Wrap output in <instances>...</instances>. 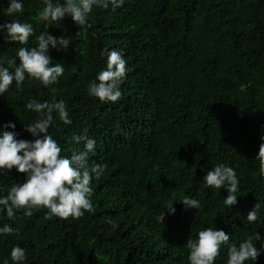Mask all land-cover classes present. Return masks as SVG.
Masks as SVG:
<instances>
[{"label":"trees","instance_id":"obj_1","mask_svg":"<svg viewBox=\"0 0 264 264\" xmlns=\"http://www.w3.org/2000/svg\"><path fill=\"white\" fill-rule=\"evenodd\" d=\"M23 3V13L10 17L8 0H0V23L18 19L35 34L27 45L0 36V58L35 47L41 33L71 43L50 50L65 69L57 84L26 79L0 96V124L13 121L19 138L31 139L24 125L38 114L26 110L28 100L63 99L72 123L55 115L49 129L62 155L83 148L70 138L87 129L97 142L89 164L106 168L91 183L94 211L79 219L48 218L46 209L14 220L0 215V226L19 233L0 237V264L16 245L26 249V264H188L187 240L205 227L224 229L237 244L264 236V178L255 160L264 134V0H127L115 11L94 7L81 27L67 16L42 21L43 0ZM110 50L122 51L129 69L115 104L87 93ZM221 163L241 182L234 208L223 204L226 190L202 182ZM23 176L15 168L0 175V194ZM184 195L199 200V209L174 202L168 215L165 204ZM255 203L259 218L248 224ZM215 264H227L226 247Z\"/></svg>","mask_w":264,"mask_h":264},{"label":"clouds","instance_id":"obj_2","mask_svg":"<svg viewBox=\"0 0 264 264\" xmlns=\"http://www.w3.org/2000/svg\"><path fill=\"white\" fill-rule=\"evenodd\" d=\"M126 2L127 0H64L60 3L57 0L54 3L53 0H43L44 7L39 16L45 22L63 21L67 16L81 27L87 24L94 7L108 9L111 6L112 11H115ZM23 10V0H8L5 12L13 17L23 13ZM34 34L35 30L30 23H21L18 19L0 23V36L5 44L15 42L27 45ZM70 43L71 38L64 35L57 37L49 32L41 33L36 37L35 47H20L16 49L14 57L0 58V96L5 95L13 83L18 89L22 88L26 79L39 81L46 88L57 84L65 69L62 63H52L50 50L67 49ZM128 70L122 51H108L106 67L88 83V95L98 98L101 103L115 104L122 96L120 88ZM25 108L38 114L37 119L24 125V130L30 133L31 139L19 138L20 133L16 131L17 125L13 121L0 124V175L6 172L10 174L14 168L17 173L24 174L22 182L12 184L6 194H0V215L14 220L18 212L31 217L34 212L46 209L48 218L67 220L69 217L79 219L86 212H93L91 183L94 178L99 179L106 168V165L99 163L89 164L90 157L96 154V140L84 129L82 134L70 138L71 142L82 144L83 148L75 149L71 156L62 155V148L49 133V129L55 123V115L64 124L72 123L65 101L55 97L43 102L29 99ZM260 140L255 160L259 162L258 171L264 178V134L260 136ZM202 182L209 188L226 190L227 195L223 200L226 207L234 208L238 204L241 182L233 167L217 164L206 171ZM174 202H180L185 210H198L200 207L199 200L184 195L178 201L171 200L165 204L168 215L176 212ZM261 207V204L255 203L244 220L248 224L256 223ZM12 235L18 236V230L9 223H3L0 226V237ZM230 239L229 232L224 229L205 227L198 231L195 238L187 240V248L190 250L188 264H215L222 247L227 248V264H245L249 260L258 264L259 257L264 255V236L259 232L253 233L239 244L230 242ZM9 257L5 264H26V249L16 245L11 249Z\"/></svg>","mask_w":264,"mask_h":264}]
</instances>
